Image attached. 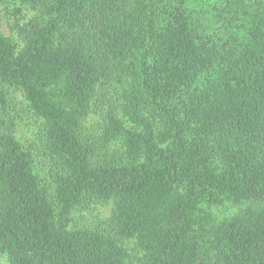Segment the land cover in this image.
<instances>
[{
    "label": "trees",
    "instance_id": "16d2710c",
    "mask_svg": "<svg viewBox=\"0 0 264 264\" xmlns=\"http://www.w3.org/2000/svg\"><path fill=\"white\" fill-rule=\"evenodd\" d=\"M25 2L20 45L0 31L8 262L264 264V0Z\"/></svg>",
    "mask_w": 264,
    "mask_h": 264
},
{
    "label": "rangeland",
    "instance_id": "374dc122",
    "mask_svg": "<svg viewBox=\"0 0 264 264\" xmlns=\"http://www.w3.org/2000/svg\"><path fill=\"white\" fill-rule=\"evenodd\" d=\"M228 0H187L188 4H197L204 5L205 3H225ZM231 1V0H230ZM234 1V0H232ZM241 1V0H239ZM244 1H252V0H244ZM36 15V11L30 7L25 0H0V31L7 37H10L12 41L19 46L20 40L18 36L19 27L26 22L28 19L32 18ZM122 87L132 88L133 83L132 80L126 76L124 83L122 85H114L110 86L109 89L111 93H119L122 91ZM111 96L118 101H121V97L119 95H107ZM97 113L93 112L85 121L86 125H89L93 121L97 119ZM26 120V118H25ZM21 133L27 134V129H21ZM94 212H99L101 215H108L110 212L109 205H96L94 208ZM0 264H10L7 260V256L4 253L0 252Z\"/></svg>",
    "mask_w": 264,
    "mask_h": 264
}]
</instances>
